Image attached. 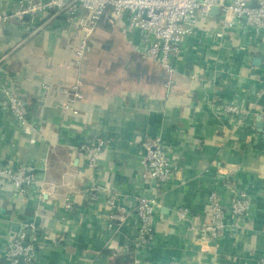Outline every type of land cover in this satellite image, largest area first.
<instances>
[{"label":"crops","instance_id":"0c3cea01","mask_svg":"<svg viewBox=\"0 0 264 264\" xmlns=\"http://www.w3.org/2000/svg\"><path fill=\"white\" fill-rule=\"evenodd\" d=\"M17 3L0 0V11ZM219 19H199L185 36L168 89L167 72L141 53L138 33L124 21L95 29L80 62V31H68L64 15L41 11L0 24V166L35 170L25 194L0 178L1 261L29 222L27 234L37 235L33 264H131L136 196L154 195L141 163L144 144L157 137L172 173L158 192L154 241L135 254L139 264H254L264 256V28L237 24L202 43ZM77 79L82 96L64 107ZM3 89L23 100L25 122ZM218 96L242 104L240 122L212 110ZM97 139L107 143L88 168L80 144ZM229 174L247 182L248 222L218 240L201 238L209 194ZM111 195L130 212L122 222L109 224ZM178 207L189 208V218L179 219Z\"/></svg>","mask_w":264,"mask_h":264},{"label":"built area","instance_id":"2783aa9c","mask_svg":"<svg viewBox=\"0 0 264 264\" xmlns=\"http://www.w3.org/2000/svg\"><path fill=\"white\" fill-rule=\"evenodd\" d=\"M217 6L220 19L215 30H205L200 41L208 42L212 37H223L233 26L240 24L246 28L259 31L264 28V0H18L15 9L8 12L0 11V24L9 19H21L24 14L32 16L41 11L64 15L68 31L76 29L80 34L75 55L80 62L91 50L89 38L98 27L115 26L121 21L128 30L136 31L140 37L141 53L155 61L167 72V89L170 88L171 74L174 69L172 58L182 52V43L186 35L192 33L199 19L205 20L210 15V8ZM86 12L82 16L79 11ZM79 82L71 87V97L64 107H72L81 98ZM8 106L15 116L25 122L23 100L10 91L3 89ZM259 96L264 99V79ZM212 110L230 117L235 121L242 119L246 109L234 100L217 97L211 104ZM240 122V121H239ZM107 140L97 139L93 143H82L80 149L89 153L87 166L91 168L97 160L96 154L106 146ZM146 154L141 163L146 169V175L151 182L154 195L136 196L134 213L138 226L134 233V256L131 264H139L135 256L143 247L154 241V219L160 204L157 200L162 184L172 173V163L167 156L161 138L145 140ZM231 180L226 185L213 189L209 194L210 215L208 220L199 226L201 238L218 240L225 234L244 228L248 222L252 208V198L247 188V182L229 174ZM0 178H6L16 193L25 194L35 180L34 167L21 164L15 168L0 166ZM110 207L109 221L122 222L129 210L116 204L114 196L107 199ZM67 205H70L67 199ZM176 214L179 219H187L190 210L178 207ZM32 224L23 222L20 228L9 240L2 254L0 264H33L36 256V234L29 236L27 228ZM254 264H264V256Z\"/></svg>","mask_w":264,"mask_h":264},{"label":"water","instance_id":"95a60500","mask_svg":"<svg viewBox=\"0 0 264 264\" xmlns=\"http://www.w3.org/2000/svg\"><path fill=\"white\" fill-rule=\"evenodd\" d=\"M217 12V6H212L211 8H210V14H214V13H216ZM24 15H28L27 13L26 14H24ZM254 62L257 64V62H258V60H254Z\"/></svg>","mask_w":264,"mask_h":264}]
</instances>
